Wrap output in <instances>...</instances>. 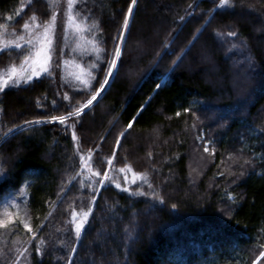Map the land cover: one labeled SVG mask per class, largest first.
<instances>
[{
    "label": "trees",
    "instance_id": "obj_1",
    "mask_svg": "<svg viewBox=\"0 0 264 264\" xmlns=\"http://www.w3.org/2000/svg\"><path fill=\"white\" fill-rule=\"evenodd\" d=\"M57 1L0 0V40H27L0 48V81ZM131 3L72 1L82 30L57 36L55 57L87 83L66 66L58 81L0 83V143L28 126L0 144V211L15 197L28 220L0 226V264H253L264 251V0H137L113 82L70 117L100 92ZM53 116L70 118L29 127Z\"/></svg>",
    "mask_w": 264,
    "mask_h": 264
},
{
    "label": "rangeland",
    "instance_id": "obj_2",
    "mask_svg": "<svg viewBox=\"0 0 264 264\" xmlns=\"http://www.w3.org/2000/svg\"><path fill=\"white\" fill-rule=\"evenodd\" d=\"M57 5H58V7L56 8L57 14H55V17H54V24H51L50 26L49 25L44 26L41 29V33H39V34L36 33L37 35H35L34 37H31L29 39V40L32 39L31 40L32 43H33L34 39H36V41H34V43H33V45L36 46L34 49L33 55L30 58H28L26 60V62L24 64H22L20 67L13 69V70H15V75H13V70L10 72L9 76L13 79L12 80L10 78L11 82L6 81L5 79L2 80V81H6V83H1L2 87L9 86L12 82H19L21 80H26L28 78V76H30L32 74V69L34 67H38L39 64L45 60V58H47V63L45 64V67L47 70L41 72L40 75H42L45 72H51L54 75V80L58 81L59 78H63V76L65 75L64 70L66 71V69H65L66 64L64 63V61L62 64H59L57 58L55 57L56 37L59 35H62L63 36L62 38L65 41V39H67L69 37V34L72 35V33L78 34L79 32H81L82 25L80 22H78L74 18L73 13H72V6H71V8H69V0H63V1L58 0ZM128 15H127V17H128ZM132 18H133V15H132ZM132 18H131V21H132ZM131 21L129 23L128 31H129V28L131 25ZM124 27L122 29L121 34H123ZM126 37H127V35H126ZM48 40L51 41L50 44L47 43ZM120 40L121 39H119L117 46H119ZM24 41L25 40L23 38H13V37H10L8 35L7 36L5 35L0 40V48L6 47L7 45H9V46L14 45V44L16 45V44H19V42L21 44L27 43V40L25 42ZM115 55H114L113 59L115 58ZM68 63H69L68 67L66 66V68H67V71L69 72V74L79 83H82V84L87 83V81L89 80V74L82 67H80V65H78L76 62H74V63L68 62ZM58 65L60 67H62L63 70H58V67H59ZM111 66L112 65H110V68H111ZM39 76H32V77H39ZM108 76H109V74H107L106 79H108ZM113 79L110 82V85L113 82ZM105 86H106V84H104L103 88H101L100 91H102ZM77 116H79V115H76V113H75L70 117H77ZM66 119L67 118H65V120ZM49 122H59V120L57 119L55 121H53V120L39 121V122H35L29 126L42 125V124L49 123ZM192 161L194 162V160H192ZM131 181L133 182L134 178H132ZM1 207H2L1 209H3L0 211V226L1 227L5 228L8 226H13L15 224L16 218H23L24 222L26 223L27 215L24 214L23 212L20 213V211H21L20 208L18 209V212L15 213V211L17 210V199L15 197H11V198L6 199L4 201V203L1 205ZM7 208L9 211L7 210ZM25 226H27V228H29L28 225L25 224Z\"/></svg>",
    "mask_w": 264,
    "mask_h": 264
},
{
    "label": "snow or ice",
    "instance_id": "obj_3",
    "mask_svg": "<svg viewBox=\"0 0 264 264\" xmlns=\"http://www.w3.org/2000/svg\"><path fill=\"white\" fill-rule=\"evenodd\" d=\"M136 2H137V0H132L131 5H129V7H128V14H129V15L132 14V12H133V5H135ZM226 2H227V0H220V5L223 6V5L226 4ZM71 6H72V0H69V8H71ZM123 23H124V26L127 27L128 23H129V19H128L127 16L124 18ZM27 27H28V25L25 24V28H27ZM229 35H231V36H235L236 33H235V32H230ZM117 38H118V39H122V34L119 35ZM47 43L50 44L51 41L48 40ZM16 47L19 48L20 45H19V44H16ZM115 54H116L117 57L121 55V48H120L119 46H117V47L115 48ZM46 63H47V58H45V60H44L42 63H40L38 67H34V68L32 69V74H31L30 76H28V79L31 80V79H32V76H39L41 72L46 71V70H47L46 67H45V64H46ZM116 64H117V60H116V59H112V61H111V65H112L113 67H115ZM108 74H109V75L112 74V68H109V70H108ZM13 75H15V70H13ZM0 83H6V81H0ZM107 83H108V80L105 79L104 82H103V84L101 85V88H103L104 84H107ZM96 98H97V97H96L95 95H93V96H92V99L88 100L87 103H88L89 105L92 104V102H93L94 100H96ZM63 99H64V100H67V99H68V96H67V95H64V96H63ZM53 103L55 104V101H53ZM68 115H69V116H72V113L69 112ZM76 115H80V109H79V108L76 110ZM57 119L59 120V122H60L61 124H63V123L65 122V117H64V116H60V117H58V118L55 117V116L52 117V120H53V121H55V120H57ZM73 139H75V134H73ZM205 151H207V149H205ZM99 182H100V183H103L104 181L101 180V181H99ZM116 187L119 188L120 185L117 184ZM157 199H160V200H161V203L164 202L163 199L160 198V197H157ZM172 208H176V205H175V204H172ZM90 211H91V209H90ZM73 215H75V213H73ZM85 216H87V213H85ZM26 227H27V226H26ZM81 227H82V223H77V225H76V233H77V235L80 234ZM37 251H39V249H37ZM260 257H264V251H261V252L259 253V256L257 257V260H259ZM253 264H255V261H253Z\"/></svg>",
    "mask_w": 264,
    "mask_h": 264
},
{
    "label": "water",
    "instance_id": "obj_4",
    "mask_svg": "<svg viewBox=\"0 0 264 264\" xmlns=\"http://www.w3.org/2000/svg\"><path fill=\"white\" fill-rule=\"evenodd\" d=\"M135 6H136V4L133 5V12H132V15H133V13H134ZM125 39H126V38H125ZM124 42H125V40H124ZM122 48H123V47H122ZM121 52H122V51H121ZM109 85H110V83H109L107 86H105L104 89H103V90H102V91L96 96L97 98H96V100H94V101L92 102V104H90V105L88 104L86 107H84V108L80 111V114L84 113L85 111H87L88 109H90L91 107H93L94 105H96V104L101 100V98L104 96V94L106 93V91H107ZM24 128H26V127H24ZM24 128H21V129L15 130L14 132L8 134V135L2 140V142H4V141H5L6 139H8L10 136L14 135L15 133L21 131V130L24 129ZM2 142H1V143H2ZM1 143H0V144H1Z\"/></svg>",
    "mask_w": 264,
    "mask_h": 264
},
{
    "label": "bare ground",
    "instance_id": "obj_5",
    "mask_svg": "<svg viewBox=\"0 0 264 264\" xmlns=\"http://www.w3.org/2000/svg\"><path fill=\"white\" fill-rule=\"evenodd\" d=\"M131 18H132V14L131 15H128V19H129V23L131 21ZM129 23L127 25V27H124V31H123V34H122V39L120 40V44H119V47L121 48V51H122V47L124 45V40L126 38V35H127V32H128V27H129ZM121 56V55H120ZM120 56H116L115 55V58L117 60V64L115 67L111 66L112 68V74L108 76V83L106 84V86L112 81V79L114 78L116 72H117V69H118V63H119V60H120Z\"/></svg>",
    "mask_w": 264,
    "mask_h": 264
}]
</instances>
